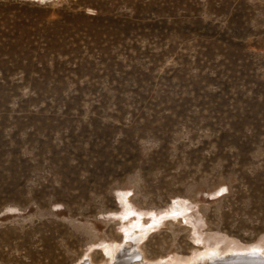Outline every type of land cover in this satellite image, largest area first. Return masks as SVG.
Wrapping results in <instances>:
<instances>
[{
  "label": "rangeland",
  "instance_id": "obj_1",
  "mask_svg": "<svg viewBox=\"0 0 264 264\" xmlns=\"http://www.w3.org/2000/svg\"><path fill=\"white\" fill-rule=\"evenodd\" d=\"M235 248L264 250V0H0V264Z\"/></svg>",
  "mask_w": 264,
  "mask_h": 264
},
{
  "label": "bare ground",
  "instance_id": "obj_2",
  "mask_svg": "<svg viewBox=\"0 0 264 264\" xmlns=\"http://www.w3.org/2000/svg\"><path fill=\"white\" fill-rule=\"evenodd\" d=\"M38 1V0H37ZM45 1V0H44ZM129 211L128 215L129 216L130 214H135L137 217L135 218H139V217H142V214L138 211H135L132 207L131 209H127ZM158 217V216H157ZM127 218V217H126ZM163 219V217H161ZM155 219L157 220L156 223L158 222L159 220V217ZM139 220V219H138ZM162 221V220H160ZM159 221V222H160ZM138 248V247H137ZM108 251L107 253H109L110 255V258L112 259V261H114L113 259L117 256H122L123 253L124 255H130V254H135L136 255V260L138 261L140 259V254L137 253L135 250H127V251H122V250H119L117 249L116 247H112V248H106ZM215 249V248H214ZM236 250H232L229 254L227 255H224V256H217L218 253L215 252L217 249H215V251L211 252V250L209 251H206V255L205 256H201L200 258H197V260L194 259L191 260L190 262L188 263H182L181 261H179L176 257H170L169 259L165 260V261H161L159 263H150V262H145L143 259V256H142V261H140L139 264H195V263H199L201 260V258L204 260V261H209L211 258H213V256L216 254V258L217 260H215L214 263H211L210 264H246V261L250 260V261H253L255 263H258V264H262V263H259L257 261H261L262 259H264V250L263 248H255V249H237L235 248ZM129 252V253H128ZM140 252V251H139ZM209 253H212L209 255ZM116 254V255H115ZM132 256V255H131ZM233 256V257H232ZM230 257V258H229ZM131 259V258H130ZM111 261V260H110ZM144 261V262H143ZM114 263V262H113ZM112 264V263H111ZM124 264H128V261L127 263H124ZM248 264V263H247ZM250 264V263H249ZM264 264V263H263Z\"/></svg>",
  "mask_w": 264,
  "mask_h": 264
},
{
  "label": "water",
  "instance_id": "obj_3",
  "mask_svg": "<svg viewBox=\"0 0 264 264\" xmlns=\"http://www.w3.org/2000/svg\"><path fill=\"white\" fill-rule=\"evenodd\" d=\"M38 1H44V0H38ZM46 1V0H45Z\"/></svg>",
  "mask_w": 264,
  "mask_h": 264
}]
</instances>
